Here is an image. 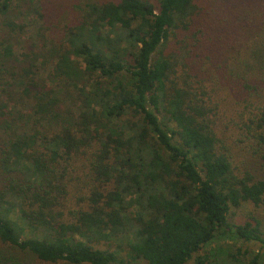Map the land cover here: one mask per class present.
Masks as SVG:
<instances>
[{"label":"trees","instance_id":"1","mask_svg":"<svg viewBox=\"0 0 264 264\" xmlns=\"http://www.w3.org/2000/svg\"><path fill=\"white\" fill-rule=\"evenodd\" d=\"M231 239L264 242V0H0V264L260 263Z\"/></svg>","mask_w":264,"mask_h":264},{"label":"rangeland","instance_id":"2","mask_svg":"<svg viewBox=\"0 0 264 264\" xmlns=\"http://www.w3.org/2000/svg\"><path fill=\"white\" fill-rule=\"evenodd\" d=\"M28 14H25V16H27ZM220 107L222 109L226 108V105L224 103V101H220ZM230 134V131L228 132ZM235 134H233L234 137ZM235 144V142H234ZM237 144L234 145V147H236ZM235 149V153H237L236 155V162H238V159H242V156L239 155L241 153V150H238L236 148ZM261 211H263V207H254L251 203H244L242 204L240 207L237 208H233L232 209V214H231V220L234 222H243L246 217L249 214H253V215H258ZM222 242V241H219ZM229 243H232V245L238 247L241 246L242 249L247 248L249 253H259L260 255V263L259 264H264V242H258V241H251V242H243L241 240L238 239H231L228 240ZM217 242H213L209 245V247H212L216 244ZM202 252V251H201ZM193 259H190L186 264H192Z\"/></svg>","mask_w":264,"mask_h":264}]
</instances>
